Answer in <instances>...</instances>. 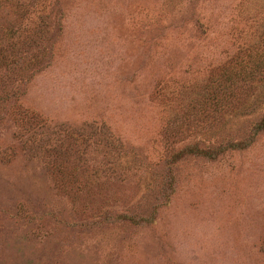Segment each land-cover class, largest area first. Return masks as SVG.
Here are the masks:
<instances>
[{
	"label": "rangeland",
	"instance_id": "1",
	"mask_svg": "<svg viewBox=\"0 0 264 264\" xmlns=\"http://www.w3.org/2000/svg\"><path fill=\"white\" fill-rule=\"evenodd\" d=\"M263 118L264 0H0V264H264Z\"/></svg>",
	"mask_w": 264,
	"mask_h": 264
},
{
	"label": "trees",
	"instance_id": "2",
	"mask_svg": "<svg viewBox=\"0 0 264 264\" xmlns=\"http://www.w3.org/2000/svg\"><path fill=\"white\" fill-rule=\"evenodd\" d=\"M263 122L262 123H264V118H263V120H262ZM194 148L195 149H198L199 151H201V152H203V153H206V154H208V152H210V150H212V147H197V146H194Z\"/></svg>",
	"mask_w": 264,
	"mask_h": 264
}]
</instances>
